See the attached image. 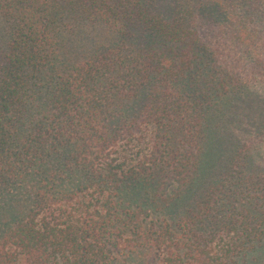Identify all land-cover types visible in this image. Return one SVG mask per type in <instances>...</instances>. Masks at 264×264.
<instances>
[{
    "label": "trees",
    "instance_id": "16d2710c",
    "mask_svg": "<svg viewBox=\"0 0 264 264\" xmlns=\"http://www.w3.org/2000/svg\"><path fill=\"white\" fill-rule=\"evenodd\" d=\"M241 6L0 0V264H113L137 249L164 264H264V185L248 156L190 201L214 117L250 88L217 67L194 19L236 32L264 20V7ZM141 125L153 128L149 149L133 134ZM182 132L196 139L192 157Z\"/></svg>",
    "mask_w": 264,
    "mask_h": 264
},
{
    "label": "rangeland",
    "instance_id": "374dc122",
    "mask_svg": "<svg viewBox=\"0 0 264 264\" xmlns=\"http://www.w3.org/2000/svg\"><path fill=\"white\" fill-rule=\"evenodd\" d=\"M239 2L242 5L241 14H246L249 9L261 10L264 7V0L253 2L238 0V4ZM171 4L173 5V2H163L162 6L170 10ZM259 22L263 24L264 20L258 21L247 16L246 29L236 32L233 27L229 28L227 25L215 22L211 16L199 13L194 19L197 37L213 52L217 67L227 70L235 83L248 84L250 88L249 93H245L239 100L225 106L223 116L219 114L214 117L209 137H207V148L205 145L203 150L205 156L198 171L199 175L197 174L199 185L190 200L193 201L192 203L200 202L205 198L210 187L221 174L225 173L224 170L231 158H234L235 171L241 165L239 160L243 156H248L246 161L249 159L251 162L249 172L253 174L256 182L264 185V34L258 31ZM99 31L100 33L97 32L96 35L98 39H101L105 35L103 30ZM82 43L83 48L85 42ZM163 85L164 83L160 84L159 91L165 96L164 101L173 100L174 89ZM219 107L223 108V104ZM171 117L177 119L178 116L173 113ZM133 134L138 135L139 141L148 149L150 148L154 137L152 126H138ZM185 135L187 133L182 132L177 138L180 151L192 157L198 145L196 139L189 142V134L187 137ZM219 137L222 138V149L217 148L216 145ZM189 161L187 160L185 165ZM175 169L179 170V168ZM227 233L226 229H223L219 235L227 238ZM216 242L217 237L212 240L211 246ZM109 245L112 257L116 255L121 257L122 255L118 252L123 253L126 250L123 242L116 245L115 241L110 240ZM144 255L143 249H137L134 254L124 255L113 264H164L155 257L153 251L147 252V258Z\"/></svg>",
    "mask_w": 264,
    "mask_h": 264
}]
</instances>
